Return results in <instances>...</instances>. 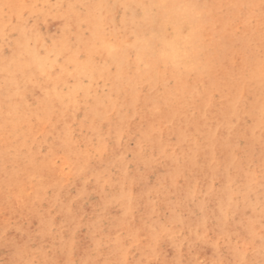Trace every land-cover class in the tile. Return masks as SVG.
I'll return each instance as SVG.
<instances>
[{"label":"rangeland","instance_id":"1","mask_svg":"<svg viewBox=\"0 0 264 264\" xmlns=\"http://www.w3.org/2000/svg\"><path fill=\"white\" fill-rule=\"evenodd\" d=\"M217 2L194 0L211 17L224 9ZM11 4L14 12L0 0V163L7 167L0 170V264H43L46 257L58 264H264V200L255 186L264 166L256 156L243 168L247 185L234 175L226 209L216 203L226 197L219 177L211 191L196 170L188 175L176 167L172 174L164 163L175 165L188 145L193 160L194 150H207L206 128L192 130L200 121L226 135L232 97L231 126L249 124L240 115L257 103L238 78L245 64L238 37L252 30L243 10L236 29L204 23L191 48L175 29L180 23L189 33L199 15L193 9V19L184 16L169 0ZM257 38L251 46L264 48V33ZM258 134L264 140V126ZM238 142L242 150L249 146ZM209 151L219 163L217 144ZM141 155L153 162L143 164ZM170 181L185 193L182 206L166 204ZM119 188L135 199L124 211L115 201ZM41 190L45 198L35 195ZM22 227L44 233L30 236Z\"/></svg>","mask_w":264,"mask_h":264},{"label":"bare ground","instance_id":"2","mask_svg":"<svg viewBox=\"0 0 264 264\" xmlns=\"http://www.w3.org/2000/svg\"><path fill=\"white\" fill-rule=\"evenodd\" d=\"M11 1L13 2V0H4V3L9 8L10 12H14L13 7H12L13 4H11ZM183 2L187 4L185 8L181 6V3ZM169 3H170L171 8H176V9L179 8L183 10L184 16L191 17L193 19L192 15L190 14V12H192L190 10H193V9L194 11H196L195 16L197 14L199 15V17L194 19L193 27L189 33L185 34L183 32L182 30L183 25H180V23H179V26L176 27L175 29V36L179 38L180 40H182V42L189 45L191 48H194L196 43H198L199 34L202 32L205 26L204 23H207V21L217 20L219 24L221 25V32L226 31L228 27L231 28V30H233V28L236 29L237 26L233 27L232 25H234L240 19V18H237L240 10H243V12L245 13V18L243 21L244 25L247 27L251 26V29H252V30L246 31V36L238 37V41L241 44V47L243 50L242 59L245 62V64H242V66L241 65L239 66L240 69L238 70L239 72L238 78L239 80L244 82V84L248 87L247 91L251 94V97L253 99L252 101L257 103V106L255 108L243 110L242 113L244 116L240 115V119H244V117L249 118L250 119L249 124L243 122L244 124L241 125V128L237 130H235L231 126L230 124L231 121L229 120V118L233 116L234 114L237 115V108L234 105L235 99L234 97H232L229 103L227 104L228 108L224 112L225 116L222 122V124L226 127L225 130H227L226 135L221 136V134L219 133L218 124L217 126L211 125L207 127V126H204L203 121H200L198 124H194L192 126V130L194 133L198 131V127L206 128L204 129L203 142L205 143V146H207V150L202 151L201 153L200 152L196 153V151L193 149L194 154H195V158H194L195 161H197L196 157L200 160V158L198 157V154L201 156L200 161L203 165V167H200L201 171H198L195 167H193L194 166L193 157L188 156L187 154L189 152V148H191L189 145L186 146L182 150L180 159L175 160L177 162L175 165L170 160H165L164 162L166 163V166L169 168L168 172L171 170H174L172 174L175 173L177 168L186 169L187 171L185 172L188 175H190L194 170H196V173H197L196 175L198 177L209 180L208 183H209V188L211 189V191H213L211 187V182L213 181V178L219 177V179H221L224 184L225 191L223 192L226 194V197L223 198L219 196L216 200V203L220 208L226 209L229 206V199L232 198L233 197L232 194L235 193L230 188L231 182L234 179V175H238L240 181H242L245 185L248 184L251 178L248 175V173L243 170V168L248 167L251 164L250 162H251L253 155H255L258 162L262 166H264V140H263V137H261L262 134H258L259 129H262V127L264 126V68H262V64L264 63V48L262 49H259V47L253 48V46H251L252 42H249V40L251 39L253 35L256 38L257 37L260 38L262 33H264V7H262V5H264V0H218L217 2L218 6L221 5L222 3H224L225 6H224V9L223 10L220 9L214 17H211V12L206 11L204 9L197 8L194 4V0H169ZM201 8H204V7L201 6ZM0 21H2V17H0ZM252 21H255V23H252ZM214 26H216V23H214L212 26L207 25L210 31L211 29H213ZM256 27H258L257 30H256ZM98 28L99 27L95 26L93 33H92L93 36H96L98 34ZM220 45H223V43L219 44L218 46ZM131 107H133V102H132ZM42 111L44 112L43 113L44 115H47V109L45 111L44 110ZM182 131L184 132L185 130H182ZM121 133H122V126L118 128L117 137H119ZM185 137H187V135L184 136L182 133L179 134L178 141L180 142V144L187 142ZM239 139L244 140L245 143L249 145L245 148V150H242V147H240V143L238 142ZM213 144L214 145L217 144V147L219 150V157H220L219 163H215L214 160H212V155L209 151V146L212 147ZM239 154H241V156ZM136 158L138 159V161L142 162L143 164H151L153 162L152 157H150V155L136 156ZM178 161L180 162L179 164H178ZM86 164L83 166L84 169L88 165ZM219 166L223 170L222 172L220 171V176L217 174V170H216L217 167ZM4 168H7V167L6 166L3 167V163H0V170L2 171ZM180 170L181 169H178L177 171H180ZM94 174L96 175V173ZM178 174L179 172L176 175ZM185 181H187V179ZM170 182L172 183V186L169 187L166 204H173V207L182 206L185 203V200H183L184 197H186L185 193L180 191L181 189L179 187L173 186L174 183L172 181ZM255 186L257 188H260L259 193L264 200V178L259 183H257ZM194 187H197L196 182L194 183ZM119 189L120 190L118 191L119 193H117L115 197V201L119 203L117 205L118 209H120L121 211H124L130 208L134 204L135 199L133 197L134 195H132V192L124 193L121 188ZM251 192H255V191H248V193H251ZM45 193H46L45 190H41L37 192L35 195L38 196L39 198L41 197L45 198L46 197ZM78 193H79L78 196H80L82 193V190H79ZM196 194H197V191L194 190L191 196H194ZM111 201L112 199H107L105 202L108 203ZM200 204H201L200 205V209H201L204 203L200 202ZM65 216L67 219L70 217L69 214H65ZM68 220L73 221L72 219H68ZM5 226L3 227L5 228ZM22 228L26 232V234L30 236L36 235L41 231V229H37V231H35L34 229H30V228L28 231L27 229H24V227ZM40 233H44V232L41 231ZM0 236L2 237V235ZM11 236L13 235L10 233L9 237ZM1 237H0V240H2ZM10 250H11V247H10ZM22 250L23 249H21L20 251ZM86 252H87V255L85 254ZM85 253L83 251L82 255L85 254L84 255L85 258L87 260H91L92 257H91L90 252L87 250L85 251ZM8 254H6V256ZM12 254L13 253H11V255ZM17 255L19 259V254ZM14 256H16V254ZM43 258H45V256L42 257V260ZM9 259H10V256H9ZM63 260L67 261L66 253L64 257L63 256L61 257L59 262L61 263ZM22 263H23V260H22ZM67 263H69V261ZM29 264H31V262ZM43 264H58V263L56 259L51 260L50 258L46 257V259H44L43 261Z\"/></svg>","mask_w":264,"mask_h":264},{"label":"snow or ice","instance_id":"3","mask_svg":"<svg viewBox=\"0 0 264 264\" xmlns=\"http://www.w3.org/2000/svg\"><path fill=\"white\" fill-rule=\"evenodd\" d=\"M262 7H264V5H262Z\"/></svg>","mask_w":264,"mask_h":264}]
</instances>
